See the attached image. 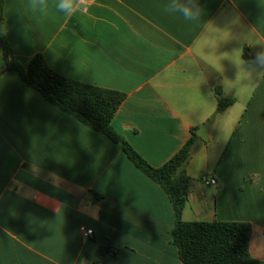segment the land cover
<instances>
[{
  "label": "crops",
  "instance_id": "crops-1",
  "mask_svg": "<svg viewBox=\"0 0 264 264\" xmlns=\"http://www.w3.org/2000/svg\"><path fill=\"white\" fill-rule=\"evenodd\" d=\"M169 2L89 0L87 15L65 18L5 0L4 30L23 67L40 54L61 76L123 93L111 126L155 168L209 124L186 166L183 220L193 207L206 219L196 221L249 223L250 253L264 262V68L251 62L264 48V0H196L204 11L192 22ZM5 67L0 48V264H183L165 191ZM218 87L235 103L217 115ZM203 175L216 181L213 207L195 191Z\"/></svg>",
  "mask_w": 264,
  "mask_h": 264
},
{
  "label": "trees",
  "instance_id": "trees-1",
  "mask_svg": "<svg viewBox=\"0 0 264 264\" xmlns=\"http://www.w3.org/2000/svg\"><path fill=\"white\" fill-rule=\"evenodd\" d=\"M4 25L5 0H0V48L6 65L5 71L17 72L28 87L37 91L60 111L119 144L127 158L168 195L175 218L172 242L177 247L183 264H264L250 253L252 227L249 223L183 220L192 186V178L188 175L186 166L191 158L193 145L200 140L195 130L167 163L159 168L151 166L111 126L125 100L123 93L61 76L49 67L40 54L35 55L23 67L13 57ZM215 93L218 97L217 115L224 113L235 103V100L223 98L219 87L215 88ZM102 251L113 256L118 253L117 249L111 247H104Z\"/></svg>",
  "mask_w": 264,
  "mask_h": 264
},
{
  "label": "clouds",
  "instance_id": "clouds-1",
  "mask_svg": "<svg viewBox=\"0 0 264 264\" xmlns=\"http://www.w3.org/2000/svg\"><path fill=\"white\" fill-rule=\"evenodd\" d=\"M26 6L31 12L42 17H46L50 7H54L56 12L63 14L65 18L83 17L88 14L91 8L89 0H52L51 5L49 0H26ZM164 8L169 14H176L189 22L200 20L204 11L196 3V0H170ZM251 62L260 68H264V48L255 52Z\"/></svg>",
  "mask_w": 264,
  "mask_h": 264
},
{
  "label": "rangeland",
  "instance_id": "rangeland-1",
  "mask_svg": "<svg viewBox=\"0 0 264 264\" xmlns=\"http://www.w3.org/2000/svg\"><path fill=\"white\" fill-rule=\"evenodd\" d=\"M212 137L214 139V137H216V136H214V134H213ZM218 138H219V140H218L219 142H224L225 143L227 141V139H225V135H223V134H219ZM214 149H216V148H214V144H213V146H211L212 152L215 153V154H213V157H215V155H217V152ZM221 150H222V148H221ZM221 150L219 152H221ZM195 191L198 194L203 193L204 194V198L209 201L210 207H213V204H214V194H215V191H216L214 185H212V186H204L203 185L200 190L198 189V186L195 185ZM199 198H200V195H196V198L194 200V203H195L196 207L198 206V208H200V201H201ZM188 218H189L188 220H191V221L206 220L205 217H203V216L198 217L197 214H195V212L193 210V207L191 208V210H190V208L188 210Z\"/></svg>",
  "mask_w": 264,
  "mask_h": 264
},
{
  "label": "built area",
  "instance_id": "built-area-1",
  "mask_svg": "<svg viewBox=\"0 0 264 264\" xmlns=\"http://www.w3.org/2000/svg\"><path fill=\"white\" fill-rule=\"evenodd\" d=\"M201 182L207 186H212V185H216V181L214 179H209L207 176L203 175L201 178ZM81 233L83 234V236L90 238L93 236V231L92 230H88L85 228H81Z\"/></svg>",
  "mask_w": 264,
  "mask_h": 264
},
{
  "label": "water",
  "instance_id": "water-1",
  "mask_svg": "<svg viewBox=\"0 0 264 264\" xmlns=\"http://www.w3.org/2000/svg\"><path fill=\"white\" fill-rule=\"evenodd\" d=\"M209 127H210V125L207 124V125H204L203 127L199 128L198 130H195L196 135L199 138H201L202 140L206 141V142L209 140L208 139ZM188 200L193 205V201L191 199V195L190 194L188 195Z\"/></svg>",
  "mask_w": 264,
  "mask_h": 264
}]
</instances>
